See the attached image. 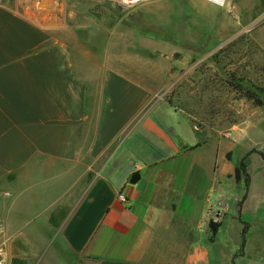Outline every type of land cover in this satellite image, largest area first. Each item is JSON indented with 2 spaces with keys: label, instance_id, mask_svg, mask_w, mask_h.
I'll return each instance as SVG.
<instances>
[{
  "label": "crops",
  "instance_id": "0c3cea01",
  "mask_svg": "<svg viewBox=\"0 0 264 264\" xmlns=\"http://www.w3.org/2000/svg\"><path fill=\"white\" fill-rule=\"evenodd\" d=\"M59 10V0H0L9 264H264V106L245 104L211 131L156 103L171 61L98 56ZM231 10L246 33L230 43L245 64L232 79L254 65L264 76V0L214 15ZM247 156L249 185L237 178Z\"/></svg>",
  "mask_w": 264,
  "mask_h": 264
},
{
  "label": "rangeland",
  "instance_id": "374dc122",
  "mask_svg": "<svg viewBox=\"0 0 264 264\" xmlns=\"http://www.w3.org/2000/svg\"><path fill=\"white\" fill-rule=\"evenodd\" d=\"M156 1L123 8L109 0H59L57 18L74 28V35L86 41L98 56L108 51L112 55L171 61L167 75L172 85L162 89L156 103L182 109L194 123L206 125L211 131L224 128L235 117L242 118L243 112L237 111L245 104L256 107L239 95L234 85L255 86L262 90L259 94L264 99V76L259 65H254L253 74L245 80L232 79L245 64L244 49L230 43L244 39L246 33L233 26L235 17L229 12L232 18L214 15L228 11L232 0L225 8L204 0H172L157 7L153 5Z\"/></svg>",
  "mask_w": 264,
  "mask_h": 264
},
{
  "label": "built area",
  "instance_id": "2783aa9c",
  "mask_svg": "<svg viewBox=\"0 0 264 264\" xmlns=\"http://www.w3.org/2000/svg\"><path fill=\"white\" fill-rule=\"evenodd\" d=\"M123 8H131L151 0H109ZM208 3L216 5L219 8H225L228 0H204ZM230 13L237 18V15L233 10ZM118 199L121 203H128L127 196L121 192L118 195ZM12 237L8 232L7 225L5 220L0 215V264H9V246L11 243Z\"/></svg>",
  "mask_w": 264,
  "mask_h": 264
},
{
  "label": "trees",
  "instance_id": "16d2710c",
  "mask_svg": "<svg viewBox=\"0 0 264 264\" xmlns=\"http://www.w3.org/2000/svg\"><path fill=\"white\" fill-rule=\"evenodd\" d=\"M233 79L236 82L243 81V80H237L235 78H233ZM234 86H235V89L237 90V92H239V94L241 96L246 98L248 101L253 102V104L255 106H257V107L264 106V99L259 94V92L260 91L262 92V90L258 89L255 86H252V88H243V85H241V84H239V85L236 84ZM247 160H248V156L243 159V161L240 163L239 167L237 168V178L240 179L241 176H244L246 179V184L249 185V176L247 174V165H248ZM241 205H242V202H240V206ZM210 227H211L212 231L215 233V232H217V230L219 228V224L211 222ZM245 233H246V228L244 229V235H245ZM244 242H245V239H244Z\"/></svg>",
  "mask_w": 264,
  "mask_h": 264
},
{
  "label": "water",
  "instance_id": "95a60500",
  "mask_svg": "<svg viewBox=\"0 0 264 264\" xmlns=\"http://www.w3.org/2000/svg\"><path fill=\"white\" fill-rule=\"evenodd\" d=\"M139 179H140V174H136V175H134V176L131 178L130 182H131L132 184H135V183L138 182Z\"/></svg>",
  "mask_w": 264,
  "mask_h": 264
}]
</instances>
